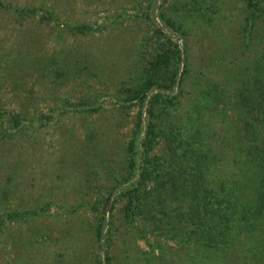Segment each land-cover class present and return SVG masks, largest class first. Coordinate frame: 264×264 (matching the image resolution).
I'll list each match as a JSON object with an SVG mask.
<instances>
[{"label":"rangeland","instance_id":"1","mask_svg":"<svg viewBox=\"0 0 264 264\" xmlns=\"http://www.w3.org/2000/svg\"><path fill=\"white\" fill-rule=\"evenodd\" d=\"M184 1L156 0L150 13L158 24V15L171 19L175 29L163 30L192 67L182 85L179 111L185 109L194 84H201L204 75L215 79L223 56L237 55L244 6V0H194L192 5ZM50 2L58 16L54 23H39L37 16L17 21L0 9V121L7 124L6 111L21 113L16 129L21 127L0 139V209L17 212L16 220L5 217L0 228V264H95L98 256L102 259L106 228L111 232V264L163 259L188 264V246L178 236L156 238L161 248L154 244V250H163L162 260L155 251L146 258L148 245L123 218L124 199L115 196L117 188L111 190L103 212L99 239L90 230L95 214H102L99 203L105 189L119 178L120 147L129 135L136 105L117 110L115 100L125 68L148 48L142 44L152 27L148 0ZM64 22H81L87 29L65 31ZM16 52L28 61L17 60ZM233 61L248 64L240 57L226 63ZM198 68L202 75L195 73ZM224 114L236 116L229 107ZM224 119L222 129L229 124ZM218 124L213 116L204 127L213 145H218ZM24 208L34 213L26 214ZM208 264L218 262L209 259Z\"/></svg>","mask_w":264,"mask_h":264},{"label":"trees","instance_id":"2","mask_svg":"<svg viewBox=\"0 0 264 264\" xmlns=\"http://www.w3.org/2000/svg\"><path fill=\"white\" fill-rule=\"evenodd\" d=\"M50 1L19 5L0 0V9L11 12L17 21L37 16L39 23H54L58 16ZM192 1L184 2L192 5ZM148 3L152 27L142 42L148 47L146 54L138 52V62L125 68L115 100L117 110L136 105L129 135L120 147L119 178L105 189L99 203L102 214H95L98 217L90 230L99 239L103 212L111 190L117 188L115 196L124 199L123 218L148 245L146 258L154 256V244L161 248L157 239L178 236L188 246L189 254L184 252L188 264H208L209 259L218 264H264V0H244L237 55L230 51L228 57L223 56L215 79L204 75L201 84H194L181 111L182 85L192 67L187 54L183 56L163 30L175 29L171 19L158 15L162 23L158 24L150 15L156 0ZM84 29L87 25L81 22H64L62 26V30L78 33ZM18 54L14 56L17 60L28 61ZM239 57L248 64L226 63ZM194 71L202 75V69ZM60 72L63 75L66 68ZM54 74L53 81L58 70ZM228 107L236 113L235 118L224 114ZM5 113L7 124L0 121V139L10 138L21 127L16 129L21 113ZM213 116L219 122L218 145L209 143L210 135L204 130ZM225 116L229 124L222 129ZM23 212L33 214L34 209L24 208ZM16 214L0 209V228L5 217L16 220ZM110 234L106 228L102 259L98 256L95 264L112 262ZM155 253L161 259L163 250ZM163 260L149 264H170Z\"/></svg>","mask_w":264,"mask_h":264}]
</instances>
